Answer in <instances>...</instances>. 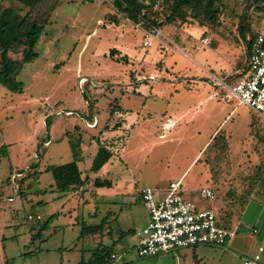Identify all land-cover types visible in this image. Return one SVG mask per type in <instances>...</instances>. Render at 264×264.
<instances>
[{"label": "rangeland", "instance_id": "obj_1", "mask_svg": "<svg viewBox=\"0 0 264 264\" xmlns=\"http://www.w3.org/2000/svg\"><path fill=\"white\" fill-rule=\"evenodd\" d=\"M216 1L221 7L216 26L166 23L167 6L157 1L150 19L163 22L158 27L128 20L117 12L115 0H58L37 42V58L24 64L17 76L22 93L0 85V264L87 263L102 247L123 254L119 264H243L259 246L264 248V121L235 98L193 107L204 99L203 88L225 94L223 87L208 81L214 76L235 81L245 59L238 30L245 2ZM247 16L253 32L264 34V8L255 6ZM145 39L151 41L147 48ZM112 49L117 51L113 57ZM139 84L153 95L144 98L131 89ZM188 107L193 108L188 115L192 126L181 125L171 138L159 129L150 136L126 131L113 141V158L105 166L113 163L112 169L107 175L104 168L105 175H99L113 182L111 187L96 188L88 181L82 194L64 193L56 190L51 173L43 172L18 190L19 178H10L27 169L67 163L73 153L87 164L92 151L86 144L91 131L85 120L92 115L100 123L107 115L109 122L120 123L118 110L130 115L141 108L140 114L155 124L161 110ZM72 122L79 128L64 137ZM218 126L226 150L217 141L192 162ZM152 130L150 126L147 131ZM186 168L183 197L211 209L216 217L232 209L237 216L231 227L234 237L225 246L138 257L137 233L147 224L148 213L137 190L151 187L160 198L164 194L156 190ZM125 182L128 190L122 191ZM205 187L212 189L213 200L200 198ZM123 196L131 201L124 202ZM255 209L263 211L257 221ZM36 215L41 220L27 219Z\"/></svg>", "mask_w": 264, "mask_h": 264}, {"label": "trees", "instance_id": "obj_2", "mask_svg": "<svg viewBox=\"0 0 264 264\" xmlns=\"http://www.w3.org/2000/svg\"><path fill=\"white\" fill-rule=\"evenodd\" d=\"M157 1L167 6L166 23L173 24L176 21H180L182 23L195 22L200 26L218 25L221 7L216 0H150L148 4L141 0H115L114 5L117 12L125 15L132 22L149 21L150 24L160 27L163 22L156 23L150 19L153 3ZM243 1L245 2L244 12L240 15L238 30L245 47V59L235 79H239L245 70L248 44L258 34H262L253 32L247 15L249 10L255 6L256 8H264V0ZM57 3L58 0H0V85L8 91L22 93L23 84L17 79V76L24 64L37 58V42L45 25L50 23L51 15ZM142 24L144 23L142 22ZM116 53V49H112L109 55L113 57ZM17 55H20V57L18 58ZM114 111H116V107L111 109V114ZM218 134H220V130L212 138L213 144H209L203 153L210 146H214L217 141H220L223 149L226 150L225 139L221 136L219 137ZM97 146V152L91 164V171L93 172H97L112 156L105 144L97 143ZM2 147L5 146L2 145ZM71 150H73V147H71ZM2 154H6L5 150H2ZM73 157V160L67 163L57 166H46L42 171L38 169L29 171L27 169L17 181L18 190L22 189L25 183H31L37 179L41 172L51 173L54 186L60 192L66 193L81 186L86 182V179L81 178V172L78 169L74 153ZM93 184L95 187L110 186L108 181L100 179H95ZM250 194L251 191L245 196L250 197ZM240 212L242 211L240 210ZM233 216L235 214L230 209L223 216H217L218 224L224 228L231 229ZM111 251L112 249L109 247L98 248L89 262H80L79 264H107L106 260Z\"/></svg>", "mask_w": 264, "mask_h": 264}, {"label": "built area", "instance_id": "obj_3", "mask_svg": "<svg viewBox=\"0 0 264 264\" xmlns=\"http://www.w3.org/2000/svg\"><path fill=\"white\" fill-rule=\"evenodd\" d=\"M150 39L143 45L147 48ZM213 83L223 87L225 94H218L224 100L235 98L238 104L248 107L264 121V35L258 34L246 48V67L241 77L232 83L213 77ZM84 79H81L83 81ZM67 114L71 115L69 111ZM95 123L88 125L94 126ZM168 128L163 125L161 130ZM22 173L11 174L15 182ZM182 180L171 181L164 196L157 198L150 187H142L138 197L148 213V222L138 233L136 254L140 258L158 257L184 248L201 245L225 246L234 236L232 229L218 224L217 217L209 209L199 208L182 195ZM199 196L204 200H213L210 188H202ZM29 220H40V216H28ZM256 232L255 230H253ZM264 248L259 246L257 252L243 264H260ZM123 254L113 252L106 260L107 264H118Z\"/></svg>", "mask_w": 264, "mask_h": 264}, {"label": "crops", "instance_id": "obj_4", "mask_svg": "<svg viewBox=\"0 0 264 264\" xmlns=\"http://www.w3.org/2000/svg\"><path fill=\"white\" fill-rule=\"evenodd\" d=\"M208 82L212 86H216L213 83V79L211 81H208ZM131 89L134 92H137L138 95L143 96L144 98H148L151 95H153V94H151V90H149V88H147V86H145V85L142 86V84H139L137 88L131 87ZM175 91H178V90H175ZM211 91L212 90H210L208 87L202 89L201 94H203V96H205V97H204V99L202 98V99H199V100L196 101V103L193 105V107H195L194 109H196V106L197 107L205 106L209 102H213L215 99H219V100H223L224 101V99L221 97V95H218V94H222V93L217 92V91H212V92ZM225 101H227V100H225ZM192 109H193L192 107H188L187 110H185V111H179L178 110L177 112H174V111H168L167 108H165L164 110H161V112H159L160 113V117H158L157 122H155V124H153L150 121V118L147 119L145 116L140 114L141 113V108H139L138 110H133L134 112H131L130 115H127V113H125L124 109H123L124 112H120L121 110H118L117 118H120L119 119L120 123H118V122H116V123L109 122V119H108L109 117H107L108 115L100 123L98 116L97 115H92V118H90V120H85L86 128L91 131V133H88V135L90 136V138L88 139L89 142H86L87 140L85 141V140H81L80 139L81 141H84V143L86 142V144L89 147V150L92 151V156H91V158L88 159V163L86 164V162L84 161L83 157L78 158V156L75 155V157H76L75 159L77 161L78 169L81 172V178L82 179H86V182H84L81 186H79L77 188H74L73 191L77 190L78 192H80L82 194V192L85 190V186L84 185L88 181L92 182V185L94 186V184H93L94 180L95 179H100L99 175L101 173L104 174V172H102V171H104L106 169L105 166L113 158V154H112V150H113V147H114L113 146L114 145L113 141L115 142L118 138L123 137L126 131H129V132L131 131L133 133V136H135V134H136V136L137 135L138 136H141V135L143 136V135H147V134H148V136H150V135H153V134L155 135L156 133H158V130L161 129L163 125H166L168 129L166 131H162L161 130V132H164L163 134H167L166 138H168L169 135L171 134V136H170V138H171L173 133H174V131H173L174 129H176L178 127H181V125L182 126L183 125L187 126L188 128H190L192 126L194 121H193V119L191 117H188V115H189V113H191ZM90 111L92 112V110H90ZM114 113L116 114V111H114ZM114 113H113V115H114ZM120 113H122V114H120ZM147 117H150V116L147 115ZM92 123H95V125L91 126V127H88V125H91ZM150 126L153 128V130L151 132L147 131ZM219 127L220 126H218L215 130H213V132L210 134L208 139L205 140V142L202 144V146L199 149V151L197 152V154L194 156L192 162L195 161L199 156L202 155V153L205 150V148L210 144L212 138L215 136V134L218 131ZM78 128H79V126H77L75 122H72V125H70V131L65 132V136L64 137L69 135L70 134L69 132H71V131L73 133H75V131H77ZM118 129H120V130H118ZM121 130H123L124 132L121 133ZM189 131H190V129L187 132H189ZM191 132H192V130H191ZM196 133L199 134V131H196ZM97 139L101 140L102 144H105V146L111 152L112 156L108 160V162H106L97 172H93V171H91V164H92V160H93V158H94V156H95V154L97 152V148H98V146L94 145L93 142L95 141V143H99V142H97ZM158 139L164 140L165 139V135H164L163 139H162L161 135H158ZM122 142H124V141H122ZM110 164H111V167H112L113 163H110ZM110 164L108 166H110ZM111 167H107V169L105 171V174H107V175L109 174V169L108 168H111ZM82 168H83V171H82ZM188 168H186L181 174H179V176L177 178H174V177L173 178H169V182L175 181V180H182V182H183V179L186 177L185 173L188 170ZM43 169L44 168H42V169L40 168L39 170L42 171ZM87 172H90V173H87ZM42 173L43 172H41V174ZM38 178H39V176L37 177V179ZM124 180L125 179H123V181ZM115 181L119 182L120 178H116ZM169 182H168V184H169ZM109 183H110V186H105V187H111L113 185V182L110 181ZM125 183H126L125 184V188H126L128 186V182H125ZM168 184L163 186L162 188H158L156 191L159 192V193L165 194L166 193V189L168 187ZM144 187H147V186H144ZM96 188H103V187H96ZM125 188L122 187L120 189L122 191H127L128 189L127 188L125 189ZM205 188H209V187H205ZM139 189L137 190V193H138ZM122 199L126 203H129L131 201V199H129L127 196H123ZM209 210H211V209H209ZM255 210H256L255 211V213H256L255 221H257L258 215L261 214L263 211L262 210L259 211V209H255ZM244 214H245V211L242 212V216ZM36 216H39V215H36ZM235 217H236V215L233 216L232 225H234L233 222H234V218ZM27 219H28V217H27ZM35 221H39V220H35ZM255 228H257V227L255 226ZM137 236H138V233H137ZM195 248L196 247L189 248V249H195ZM113 252L114 251H111V253H113Z\"/></svg>", "mask_w": 264, "mask_h": 264}]
</instances>
